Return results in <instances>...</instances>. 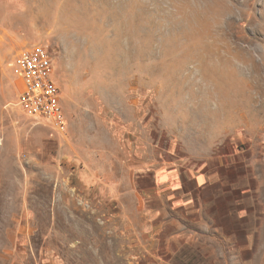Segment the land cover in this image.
Returning <instances> with one entry per match:
<instances>
[{"label":"rangeland","instance_id":"obj_1","mask_svg":"<svg viewBox=\"0 0 264 264\" xmlns=\"http://www.w3.org/2000/svg\"><path fill=\"white\" fill-rule=\"evenodd\" d=\"M0 174V264H264V0H0Z\"/></svg>","mask_w":264,"mask_h":264},{"label":"built area","instance_id":"obj_2","mask_svg":"<svg viewBox=\"0 0 264 264\" xmlns=\"http://www.w3.org/2000/svg\"><path fill=\"white\" fill-rule=\"evenodd\" d=\"M14 72L22 83L19 97L22 107L64 129L60 88L53 79V56L49 48L41 44L21 48L15 56Z\"/></svg>","mask_w":264,"mask_h":264},{"label":"crops","instance_id":"obj_3","mask_svg":"<svg viewBox=\"0 0 264 264\" xmlns=\"http://www.w3.org/2000/svg\"><path fill=\"white\" fill-rule=\"evenodd\" d=\"M163 174V173H162ZM0 180H1V174H0ZM0 183H1V181H0Z\"/></svg>","mask_w":264,"mask_h":264}]
</instances>
